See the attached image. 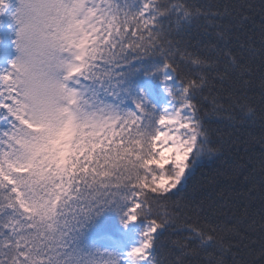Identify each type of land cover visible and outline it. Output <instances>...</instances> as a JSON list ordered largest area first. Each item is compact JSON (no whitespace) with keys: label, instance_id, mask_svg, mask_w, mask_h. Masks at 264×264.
Masks as SVG:
<instances>
[{"label":"snow or ice","instance_id":"snow-or-ice-1","mask_svg":"<svg viewBox=\"0 0 264 264\" xmlns=\"http://www.w3.org/2000/svg\"><path fill=\"white\" fill-rule=\"evenodd\" d=\"M5 13L0 264H264V0H0ZM210 116L249 130L250 187L189 216L175 197L223 151Z\"/></svg>","mask_w":264,"mask_h":264},{"label":"trees","instance_id":"trees-1","mask_svg":"<svg viewBox=\"0 0 264 264\" xmlns=\"http://www.w3.org/2000/svg\"><path fill=\"white\" fill-rule=\"evenodd\" d=\"M192 3L215 2V0H191ZM257 6L260 0H251ZM259 20L257 19V24ZM3 37L0 34V45ZM157 64H162L163 60L158 58ZM150 70V69H149ZM209 128L213 138L219 140L223 145L222 153L210 161H206L199 167L186 189L175 199L188 206V215L197 214L211 215L218 211L227 212L230 208L235 209L247 199L250 185L245 183L244 177L251 169L243 170L238 165L246 163V158L253 153L246 151L249 145L242 144L241 141L248 138V131L234 128L225 123L218 122L217 117H209ZM258 154V147L256 148ZM258 203V200H257ZM116 224V217L111 216L107 221L102 217L95 226L90 227L86 233V239H96L98 234L113 233Z\"/></svg>","mask_w":264,"mask_h":264},{"label":"rangeland","instance_id":"rangeland-1","mask_svg":"<svg viewBox=\"0 0 264 264\" xmlns=\"http://www.w3.org/2000/svg\"><path fill=\"white\" fill-rule=\"evenodd\" d=\"M12 3L15 6L17 0H12ZM0 34L3 37V42L0 45V68H3L8 66L9 61L13 60L18 55V50L14 44L16 26L8 13L0 15ZM93 239L94 238H91L90 240Z\"/></svg>","mask_w":264,"mask_h":264}]
</instances>
